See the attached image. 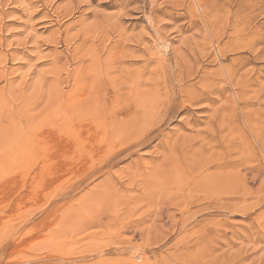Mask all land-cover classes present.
Returning <instances> with one entry per match:
<instances>
[{
	"label": "rangeland",
	"instance_id": "obj_1",
	"mask_svg": "<svg viewBox=\"0 0 264 264\" xmlns=\"http://www.w3.org/2000/svg\"><path fill=\"white\" fill-rule=\"evenodd\" d=\"M0 264H264V0H0Z\"/></svg>",
	"mask_w": 264,
	"mask_h": 264
},
{
	"label": "bare ground",
	"instance_id": "obj_2",
	"mask_svg": "<svg viewBox=\"0 0 264 264\" xmlns=\"http://www.w3.org/2000/svg\"><path fill=\"white\" fill-rule=\"evenodd\" d=\"M223 75V74H222ZM147 92V91H146ZM153 92V91H152ZM196 92V91H195ZM145 95V94H144ZM146 96V95H145ZM93 97L94 96H87V95H84V97L82 98V107H81V110H82V112L87 116V117H89V116H94L93 117V119H99V117L100 116H102V113H98V112H96V114L94 113V114H91L90 113V111L92 110V103H91V101L93 100ZM145 98V97H144ZM145 100V99H144ZM94 102V101H93ZM95 103V102H94ZM122 110H120V112H121ZM119 112V111H118ZM98 115V116H97ZM90 124V123H89ZM120 126H122V125H120ZM86 127V126H85ZM85 131H86V129H85ZM91 144V143H90ZM4 168V167H3ZM5 169V168H4ZM4 175V174H3ZM21 177V176H20ZM57 185V184H56Z\"/></svg>",
	"mask_w": 264,
	"mask_h": 264
}]
</instances>
